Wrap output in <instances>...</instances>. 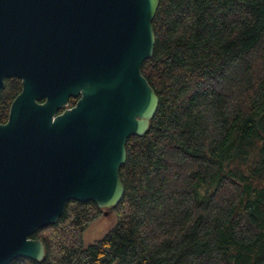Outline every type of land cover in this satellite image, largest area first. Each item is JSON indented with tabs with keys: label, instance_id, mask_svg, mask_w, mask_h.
Listing matches in <instances>:
<instances>
[{
	"label": "trees",
	"instance_id": "1",
	"mask_svg": "<svg viewBox=\"0 0 264 264\" xmlns=\"http://www.w3.org/2000/svg\"><path fill=\"white\" fill-rule=\"evenodd\" d=\"M151 25L158 104L126 139L114 223L84 245L103 208L70 199L31 235L42 257L7 264H264V0H158ZM20 89L5 79L0 122Z\"/></svg>",
	"mask_w": 264,
	"mask_h": 264
},
{
	"label": "water",
	"instance_id": "2",
	"mask_svg": "<svg viewBox=\"0 0 264 264\" xmlns=\"http://www.w3.org/2000/svg\"><path fill=\"white\" fill-rule=\"evenodd\" d=\"M157 5L0 0V91L6 77L21 80L0 122V264L39 260L44 245L31 235L68 200L103 214L120 200L126 139L147 130L158 104L140 70Z\"/></svg>",
	"mask_w": 264,
	"mask_h": 264
},
{
	"label": "rangeland",
	"instance_id": "3",
	"mask_svg": "<svg viewBox=\"0 0 264 264\" xmlns=\"http://www.w3.org/2000/svg\"><path fill=\"white\" fill-rule=\"evenodd\" d=\"M116 214L113 210L106 214H100L93 219L82 233V243L84 245L100 238L104 232L114 223Z\"/></svg>",
	"mask_w": 264,
	"mask_h": 264
},
{
	"label": "flooded vegetation",
	"instance_id": "4",
	"mask_svg": "<svg viewBox=\"0 0 264 264\" xmlns=\"http://www.w3.org/2000/svg\"><path fill=\"white\" fill-rule=\"evenodd\" d=\"M6 78H8V77H6ZM6 78H5V79H6ZM16 78H17V77H16ZM5 79H4V82H5ZM18 79H19V78H18ZM20 83H21V80H20ZM71 97H73V96H70V97L68 98V101H69V99H70ZM73 98L77 99V96H76V97H73ZM41 100H42V99H41ZM68 101H67V104L64 105V106H62V108H60L58 111H61L63 108L68 107Z\"/></svg>",
	"mask_w": 264,
	"mask_h": 264
}]
</instances>
